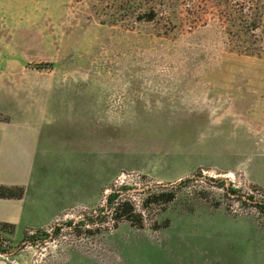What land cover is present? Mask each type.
<instances>
[{
    "label": "rangeland",
    "instance_id": "374dc122",
    "mask_svg": "<svg viewBox=\"0 0 264 264\" xmlns=\"http://www.w3.org/2000/svg\"><path fill=\"white\" fill-rule=\"evenodd\" d=\"M108 1L0 0V124L35 142L0 151V213L29 192L0 260L264 264V26L246 55L210 13L126 29Z\"/></svg>",
    "mask_w": 264,
    "mask_h": 264
},
{
    "label": "trees",
    "instance_id": "16d2710c",
    "mask_svg": "<svg viewBox=\"0 0 264 264\" xmlns=\"http://www.w3.org/2000/svg\"><path fill=\"white\" fill-rule=\"evenodd\" d=\"M105 5L100 12V15L104 17L101 22L113 24L118 21V26L126 29L162 19L173 26L178 7L187 14L210 13L213 19L222 21V28L230 38L228 44L232 43L230 48L233 51L256 55L260 47L259 32L264 26V0H109ZM9 191V188L0 186V197H11L13 194ZM229 191L232 194L235 193L233 190ZM112 200L113 198L111 202ZM254 204L264 214V203ZM123 208L124 203L120 206L116 204L113 207L115 215ZM0 227L5 230L8 225L0 223Z\"/></svg>",
    "mask_w": 264,
    "mask_h": 264
},
{
    "label": "crops",
    "instance_id": "0c3cea01",
    "mask_svg": "<svg viewBox=\"0 0 264 264\" xmlns=\"http://www.w3.org/2000/svg\"><path fill=\"white\" fill-rule=\"evenodd\" d=\"M20 118H21V120L26 119V118H23V116L22 117L20 116ZM32 122L33 121H30L29 123H26L25 121H24V123L19 122V125L21 126V124H23V126L25 128L26 124H31ZM20 126H19V128L17 127L16 121L7 122L5 124H3V123L0 124V151L1 150H3V151H6V150H8V151L17 150L18 151V150H20V151H27L28 154L30 152L32 153L33 147L35 146L34 137L32 136V134H30V131H25L22 128L20 129ZM0 168H2V166ZM1 171L2 170H0V172ZM0 185H3V184H0ZM20 186H21V184H20ZM28 197H29V192H27V194H24V196L20 199H15V200L6 199V201H11V202L7 203V204L2 203L1 207H3L2 209H4V211H3L4 215L2 213H0V222L10 221L14 224H16L17 220L19 222H21L19 220V218H20L19 213L21 211L20 204L23 202H26L25 199L26 200L29 199ZM0 200H5V199H0ZM7 208H10V209L12 208L11 209L12 210L11 215L9 213L5 212V211H8ZM47 213H49V211ZM32 214L35 215V217H36L35 213H32ZM42 218H41V220H37V217H36L35 222H33L32 224L23 225L24 229L26 228V226L35 227L36 225H39L42 221ZM20 219L22 220V218H20ZM0 264H6V263L3 260H0Z\"/></svg>",
    "mask_w": 264,
    "mask_h": 264
},
{
    "label": "built area",
    "instance_id": "2783aa9c",
    "mask_svg": "<svg viewBox=\"0 0 264 264\" xmlns=\"http://www.w3.org/2000/svg\"><path fill=\"white\" fill-rule=\"evenodd\" d=\"M1 243V242H0ZM0 254H1V252H0ZM2 255V254H1ZM5 255V254H4Z\"/></svg>",
    "mask_w": 264,
    "mask_h": 264
}]
</instances>
